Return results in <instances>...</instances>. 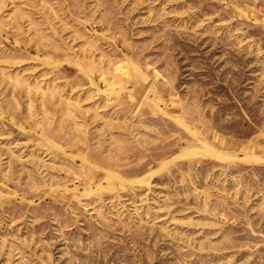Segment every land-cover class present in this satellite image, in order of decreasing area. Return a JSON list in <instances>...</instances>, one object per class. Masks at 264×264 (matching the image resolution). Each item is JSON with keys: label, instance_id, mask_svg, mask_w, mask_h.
<instances>
[{"label": "rangeland", "instance_id": "374dc122", "mask_svg": "<svg viewBox=\"0 0 264 264\" xmlns=\"http://www.w3.org/2000/svg\"><path fill=\"white\" fill-rule=\"evenodd\" d=\"M0 264H264V0H0Z\"/></svg>", "mask_w": 264, "mask_h": 264}, {"label": "bare ground", "instance_id": "6f19581e", "mask_svg": "<svg viewBox=\"0 0 264 264\" xmlns=\"http://www.w3.org/2000/svg\"><path fill=\"white\" fill-rule=\"evenodd\" d=\"M187 155H189V157H191V156H196L197 153L184 154L183 158L187 157ZM203 155L208 156V157H212L215 159H219V160L223 159V157H221L218 153L214 152L213 150H211L209 148L207 149V152ZM241 160H243L245 162H257V161H259V159L255 158V157H243Z\"/></svg>", "mask_w": 264, "mask_h": 264}]
</instances>
